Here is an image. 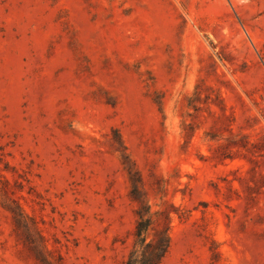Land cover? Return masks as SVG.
<instances>
[{"label": "rangeland", "instance_id": "rangeland-1", "mask_svg": "<svg viewBox=\"0 0 264 264\" xmlns=\"http://www.w3.org/2000/svg\"><path fill=\"white\" fill-rule=\"evenodd\" d=\"M131 164L162 264H264V0H0V264H38L19 209L49 260L124 264Z\"/></svg>", "mask_w": 264, "mask_h": 264}, {"label": "trees", "instance_id": "trees-1", "mask_svg": "<svg viewBox=\"0 0 264 264\" xmlns=\"http://www.w3.org/2000/svg\"><path fill=\"white\" fill-rule=\"evenodd\" d=\"M127 159L126 156H123ZM129 181V198L135 204V226L132 231V245L124 264H162L170 249L171 213L174 208L167 203L162 207L152 210L145 199L141 188V179L138 172L133 168H125ZM18 208V206H17ZM19 209V208H18ZM15 229L25 230V241L30 247L37 248L35 260L38 264H61V259L49 260L43 251L50 254L45 248V238L37 233V241L30 234L26 217L19 212L10 210ZM40 247L41 249H38Z\"/></svg>", "mask_w": 264, "mask_h": 264}]
</instances>
